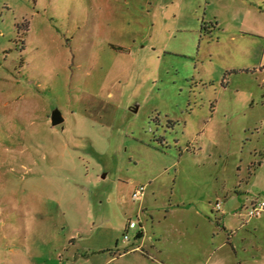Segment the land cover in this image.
I'll return each instance as SVG.
<instances>
[{
  "label": "rangeland",
  "instance_id": "374dc122",
  "mask_svg": "<svg viewBox=\"0 0 264 264\" xmlns=\"http://www.w3.org/2000/svg\"><path fill=\"white\" fill-rule=\"evenodd\" d=\"M256 198L264 0H0V264H264Z\"/></svg>",
  "mask_w": 264,
  "mask_h": 264
},
{
  "label": "crops",
  "instance_id": "0c3cea01",
  "mask_svg": "<svg viewBox=\"0 0 264 264\" xmlns=\"http://www.w3.org/2000/svg\"><path fill=\"white\" fill-rule=\"evenodd\" d=\"M179 205L180 204L176 205L175 208H177V206L179 207ZM208 222L211 226L209 225V230L206 233V234H208L207 235L208 238H206V242L204 243V248H205L204 250L206 252L209 251L208 253L210 255L208 256L206 261L211 257L212 253L213 254L217 253V252L225 250L227 247H229L230 251H232L234 253L235 258H236L235 261L232 260V262H233L232 264H243L245 262L244 257H242V258L238 257V252L241 249L237 246V244H236L237 242L234 241L238 237L237 236L238 232L237 231L233 232L232 230L229 231L225 224L220 225L218 221H216L215 224L212 223V221H210V220ZM241 226H242V228H249L250 227L253 229L252 231L245 230V233L239 236L240 239H238V241L242 243L241 248L247 252L251 246V247H253V250H255V241L251 240V238H254L256 236L255 225L250 224L249 220H248L247 222L243 223ZM199 229H200V227L197 226L196 230H199ZM170 231L171 230H164L160 234L155 235V237L153 239V243L149 247L150 250H153L154 253L157 254L159 257H164L166 259H169V256H168L169 248H167V245L170 243V244H174V245L181 248L182 244H183L182 239H184V237L187 234V232H184L180 227L174 228L171 231V233H170ZM221 235H223L224 238L221 239ZM142 237L144 238V234ZM219 238H220V240H218ZM225 252H227V251H225ZM147 254L148 255L150 254L149 250H148ZM246 256H248V255H246ZM217 258H218V255H217ZM251 258H252L251 259L252 262H253V260L256 261V256L254 253L251 254ZM217 260L218 259H216L217 263H215V264H223L224 263V262L218 263ZM229 264H231V263H229Z\"/></svg>",
  "mask_w": 264,
  "mask_h": 264
},
{
  "label": "built area",
  "instance_id": "2783aa9c",
  "mask_svg": "<svg viewBox=\"0 0 264 264\" xmlns=\"http://www.w3.org/2000/svg\"><path fill=\"white\" fill-rule=\"evenodd\" d=\"M144 192H145V185H140L134 191V193L132 195V198L134 200H136L137 198H139V196L141 194H144ZM217 204L219 206V203H217ZM247 208H248V212H249V216L250 217H257V216H260V215L264 214V198H256V199H254L253 202L250 204V206L247 207ZM137 227H138V225H137L136 221L131 220L130 223H129V229H134V228H137ZM124 238H125V240H129L130 239L128 234H125Z\"/></svg>",
  "mask_w": 264,
  "mask_h": 264
},
{
  "label": "water",
  "instance_id": "95a60500",
  "mask_svg": "<svg viewBox=\"0 0 264 264\" xmlns=\"http://www.w3.org/2000/svg\"><path fill=\"white\" fill-rule=\"evenodd\" d=\"M138 107L135 108V110H137ZM64 121V116L62 114V112L59 109H55L53 110L52 114H51V122L52 125H59Z\"/></svg>",
  "mask_w": 264,
  "mask_h": 264
},
{
  "label": "trees",
  "instance_id": "16d2710c",
  "mask_svg": "<svg viewBox=\"0 0 264 264\" xmlns=\"http://www.w3.org/2000/svg\"><path fill=\"white\" fill-rule=\"evenodd\" d=\"M249 71V70H248ZM218 203V202H217ZM143 231H140L139 233H138V237H142L143 236Z\"/></svg>",
  "mask_w": 264,
  "mask_h": 264
}]
</instances>
